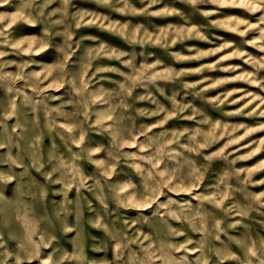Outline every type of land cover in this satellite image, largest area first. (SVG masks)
I'll return each mask as SVG.
<instances>
[{"label": "rangeland", "instance_id": "1", "mask_svg": "<svg viewBox=\"0 0 264 264\" xmlns=\"http://www.w3.org/2000/svg\"><path fill=\"white\" fill-rule=\"evenodd\" d=\"M0 264H264V0H0Z\"/></svg>", "mask_w": 264, "mask_h": 264}]
</instances>
